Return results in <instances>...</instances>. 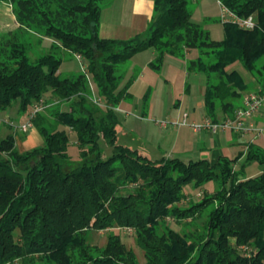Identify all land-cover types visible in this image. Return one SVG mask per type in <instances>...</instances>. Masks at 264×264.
I'll use <instances>...</instances> for the list:
<instances>
[{
	"label": "trees",
	"instance_id": "1",
	"mask_svg": "<svg viewBox=\"0 0 264 264\" xmlns=\"http://www.w3.org/2000/svg\"><path fill=\"white\" fill-rule=\"evenodd\" d=\"M1 1L11 5L15 32L50 45L30 60L14 31L0 32V110L13 101L20 115L40 99L47 105L33 121L39 145L19 150L14 133L0 136V264H264V148L249 143L245 152L220 155L215 162L151 159L116 142L122 120L115 109L130 99L135 78L122 85L129 70L124 64L152 48L148 66L154 71L172 55L186 60L188 72L205 75L206 116H232L249 91L236 64L264 89V0H218L240 17L252 15L251 30L219 17L195 22L191 0H153L146 31L129 39L99 36L105 0ZM208 22L221 23L219 40L204 27ZM61 50L79 55L84 70L62 76ZM191 52L195 57L187 58ZM92 88L103 105L92 101ZM143 101L147 107L146 95ZM60 102H68L67 109L51 108ZM72 133L77 158L68 153ZM101 140L112 148L107 158ZM242 156L244 164H260L261 172L240 178L244 172L234 165ZM208 182L211 192L180 206L186 186L204 189ZM201 217L200 236L167 222L194 226ZM114 227L131 229L143 263L118 233H109L103 248L87 240L91 231Z\"/></svg>",
	"mask_w": 264,
	"mask_h": 264
},
{
	"label": "rangeland",
	"instance_id": "2",
	"mask_svg": "<svg viewBox=\"0 0 264 264\" xmlns=\"http://www.w3.org/2000/svg\"><path fill=\"white\" fill-rule=\"evenodd\" d=\"M105 1H107V4H108L112 0H105ZM191 8L194 10L192 14V19L195 22L203 23L202 21L204 17H212V18L219 17L220 7L216 3V0H191ZM204 27L210 31V35L213 39L219 40L222 37L221 23L208 22L204 25ZM14 33L15 35L18 36L17 44L23 45L24 50L26 54H28L30 60H35L36 56L42 53L50 45V41L48 39H44L42 43L43 45H42L41 43L38 42L37 36L35 35L28 34L27 32L18 33L14 31ZM8 39L9 37L6 36L4 38L5 42ZM11 41H13V39H11ZM9 50H10V46H5V51H6L4 54L5 56L9 53ZM191 53L194 54V52H191ZM58 55L62 56L63 58V61L59 66V72L61 73L62 76L66 75L69 72H77L80 70L81 71L84 70L83 62L81 61V59H78L76 55H71L67 51H62V50L58 53ZM144 55H147V54H142L141 57H143ZM139 61L142 62L141 58H139L138 60L137 56H135L134 58H131L127 63L124 64L125 66L128 67V69H131L132 71H128L126 73L125 78L122 81V85L125 84L126 81H128V78L131 75H134L135 78L133 79L134 82L132 81L128 88V91L130 93V99L126 101H122L117 106L118 116L122 121H121V125H119L118 127V134H117L116 142L118 144L130 146L132 148L141 146L142 148H145L146 150L149 151L148 153L150 154L151 158H154L155 153L162 149L164 150L165 145H167V142H166L167 139L164 141H161L160 140L161 138L158 137L157 129H159L161 126L157 125L156 123L160 121H165V120L180 121L179 118H175L174 116L179 108L178 107V105L180 104L179 102H182L181 104H183L182 110L189 111V109H192L193 107H197L198 102H200L201 99L203 98L201 96L203 94L204 86H205L204 80H203L204 74L201 72H198V73L190 72L192 73V76L188 79L183 77L185 79L183 81V78L179 76L178 72L173 70V77L170 76L166 79V77H163L161 75L157 76L158 80H156V85H155V84H152L151 79L149 78L147 79V76L145 78H139V76L141 75L140 74L141 69H139L140 68ZM235 68L241 72L244 79L248 82L249 91L259 89V88H256L254 83L251 82V77L242 68L240 64H236ZM148 71L151 72V70H148ZM136 78L138 81L135 83ZM188 80L189 82L192 81L194 83L192 85L193 87H192L191 95H188L187 93H185V90H184V86L187 85L186 82ZM181 86H182V91L180 90L179 92V89L181 88ZM92 92L94 91L92 90ZM92 94L97 96L96 92L95 94L94 93ZM144 95L147 96V101H148L147 107L149 105V102L153 101L152 104L154 105V112L152 115L150 114V112L149 113L147 112V107L143 103ZM67 104L69 103L67 102L65 104V103L60 102L58 103V105H53L51 108H56L57 106L58 109L63 110L65 109ZM17 108H18V102L13 101L12 104L8 108H6L5 110H0V118L2 119L5 116H8V118L11 119L14 123L21 122L22 115L21 116L19 115L20 117H17L18 116ZM0 125H1V122H0ZM167 127L168 128L170 127L186 128L189 126L187 125H184V126L168 125ZM161 128H165V127H161ZM32 130L33 129L28 130L26 135L28 134V138H29V136L32 134L31 135L33 137L32 139H34L35 137V139L37 140V138H39L38 136L39 134H36ZM210 133L212 134L211 137L216 136L215 132L214 133L210 132ZM218 133H220L219 135L221 138L224 137L223 133L221 132H218ZM17 134L20 137V139H23L24 137L23 134H21L20 132H18ZM32 139H30L29 141H31ZM39 143L37 145H39ZM100 147H101L103 157L107 158L111 155L112 148L109 145H107L105 142H103V140L100 141ZM245 151H246V148H245ZM68 153L73 158L78 157V149H77L74 134L69 135ZM235 168L239 170H243V172L247 176L257 175L261 172V169H262L261 165L258 164L257 162H250V163L244 164V166H242V164L241 165L236 164ZM212 189H213L212 182H208L207 184H205L204 189H193L191 186H186L184 191L187 197L181 201L180 206L182 205L185 206L190 196H194L193 198L194 201H199L202 198L203 192L205 190L211 192ZM197 192H200L199 195L197 194ZM167 222L171 228L179 232H182L183 230L193 231L194 233L198 232L196 236L198 235L200 236L204 232L203 230L204 218L203 217L196 219L194 222V226H188V225L183 226L182 224H177L173 218H168ZM109 233H118L121 240L126 245V247L130 248L133 251L137 260L140 263L144 262L143 252L140 249V247L137 245L136 239L134 237V233L131 230L121 229V228L118 229L114 227V228H109L108 230L91 231L87 235V240L90 242L92 246L103 248L107 242V237ZM92 254H97V253L93 252Z\"/></svg>",
	"mask_w": 264,
	"mask_h": 264
},
{
	"label": "crops",
	"instance_id": "3",
	"mask_svg": "<svg viewBox=\"0 0 264 264\" xmlns=\"http://www.w3.org/2000/svg\"><path fill=\"white\" fill-rule=\"evenodd\" d=\"M216 3L219 5L218 0ZM153 0H112L110 3L105 5L101 11L99 16V24H98V33L101 38H111V39H129L136 35L143 34L148 26V23L153 14ZM220 7V5H219ZM207 16V15H206ZM18 27V23L15 20V17L11 10V5L0 0V32L6 31H14ZM222 28V25H221ZM43 43V40L41 44ZM43 45V44H42ZM142 54L144 55L143 57ZM140 55V57H139ZM155 51L150 48L144 51L136 53L132 58L137 56L138 60L141 58L142 62H140V76L139 78H145L152 80V84L156 85V80H158L157 76L166 77V79L170 76L173 77V70L178 72L180 77H185L186 79L192 76V73L188 72L186 69V60L180 59L177 57H172L171 55H166L164 57L161 69L159 72L154 71L149 68L148 63L154 57ZM187 58H194L195 53H189ZM138 66V65H137ZM149 68V69H148ZM148 70H151L149 72ZM128 71H132L129 69ZM198 73V72H197ZM195 74V73H194ZM195 76V75H193ZM185 79L183 78V81ZM204 84H205V75H204ZM137 78L135 79V83L137 82ZM134 82V81H133ZM187 85L184 86L185 93L188 95L192 94V85L194 84L189 80L186 82ZM93 87V86H92ZM180 88V87H179ZM95 94L94 88H92ZM182 91V86L179 89ZM203 97V94L202 96ZM183 100V99H182ZM67 102H65L66 104ZM153 101L149 102L147 107V112L152 115L154 112ZM178 110L174 115L175 118L181 119V114L184 112L187 113L188 121H199L203 117H205V110L203 106V98L200 102H198L197 107H193L192 109L182 110V102H179ZM184 103V102H183ZM241 103V101H240ZM119 105V104H118ZM68 106V104H67ZM67 106L65 109H67ZM64 110V109H63ZM17 117L21 115L17 113ZM20 115V116H19ZM173 116V117H174ZM8 117V116H5ZM21 120L25 118V114L21 116ZM255 120L259 124H264V110L255 117ZM33 129L36 134L38 132L35 128ZM9 132L14 133L15 144L19 147V150H27L31 147L36 146L39 142H42V138L39 136L37 140L32 139L33 137L30 135L28 138V134L22 133L24 135L23 139H20L18 136L19 131L13 130L10 126L1 122L0 125V136H4ZM157 135L161 138V141L167 139V145H165V149L160 150L155 153L154 158L150 157L149 151L141 146L134 147L138 149L141 153L146 155L151 159H159L161 157H179L184 161L188 160H198V159H207L210 162H215L220 155L228 156L230 158L235 157L240 151L245 152V148L249 143H254L260 147L264 148V142L262 138H254L252 135L246 134L243 135L241 133L225 131L221 132L224 134V137H220V133H216L215 137H211V133L208 131H193L189 127H165L157 129ZM71 133V132H70ZM73 134V133H72ZM26 135V136H25ZM161 135V136H160ZM26 137V138H25ZM32 139L31 141H29ZM39 143V144H40ZM244 156L240 157L236 162L237 165L244 164L243 163ZM242 162V163H240ZM234 165V167L236 166ZM247 164V163H246ZM238 168V167H237ZM236 168V169H237ZM247 176L245 173L240 175V178Z\"/></svg>",
	"mask_w": 264,
	"mask_h": 264
},
{
	"label": "built area",
	"instance_id": "4",
	"mask_svg": "<svg viewBox=\"0 0 264 264\" xmlns=\"http://www.w3.org/2000/svg\"><path fill=\"white\" fill-rule=\"evenodd\" d=\"M220 5L219 18L222 23L228 22L237 25L241 29L251 30L256 26L255 19L252 15L247 17H240L226 7ZM80 59L79 55H76ZM92 101L98 105H103L101 100L92 94ZM47 106L42 99L32 105V107L25 114V118L19 122L14 123L8 117L0 118V122L12 127L15 131L22 133L27 132L33 128V121L36 114ZM118 110L117 107H115ZM264 110V89H256L246 91L241 96L240 105L234 110L232 116L212 120L210 117L205 116L199 121H188L187 113L184 112L180 121H160L156 124L161 127L171 126H189L193 131H208V132H225L232 131L241 133L243 135L249 134L254 138H262L264 142V124H259L255 117ZM131 230L130 228H127ZM242 250L247 253L248 248L242 247Z\"/></svg>",
	"mask_w": 264,
	"mask_h": 264
}]
</instances>
